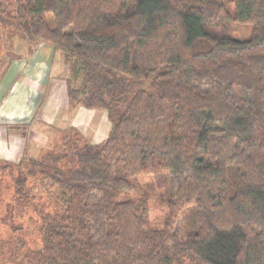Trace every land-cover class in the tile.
Instances as JSON below:
<instances>
[{"label": "trees", "instance_id": "obj_1", "mask_svg": "<svg viewBox=\"0 0 264 264\" xmlns=\"http://www.w3.org/2000/svg\"><path fill=\"white\" fill-rule=\"evenodd\" d=\"M229 21L250 36L214 33ZM7 37L62 50L69 106L111 127L0 160V264H264V0H0ZM141 177L160 229L124 198Z\"/></svg>", "mask_w": 264, "mask_h": 264}, {"label": "crops", "instance_id": "obj_2", "mask_svg": "<svg viewBox=\"0 0 264 264\" xmlns=\"http://www.w3.org/2000/svg\"><path fill=\"white\" fill-rule=\"evenodd\" d=\"M59 53L40 43L31 54L12 61L0 79V160L16 163L24 156L35 157L69 128L88 136L92 144L107 137L104 124L101 132L96 130L97 110L69 106V69Z\"/></svg>", "mask_w": 264, "mask_h": 264}, {"label": "rangeland", "instance_id": "obj_3", "mask_svg": "<svg viewBox=\"0 0 264 264\" xmlns=\"http://www.w3.org/2000/svg\"><path fill=\"white\" fill-rule=\"evenodd\" d=\"M214 33L219 35H226L235 39H246L250 36L251 33V26L250 25H238L232 21L226 22L221 24L219 27L215 28ZM26 43L21 39H16L12 37H7L5 43H3L0 49V60L3 58L9 59L6 54L7 53H14L16 55H21L26 51ZM56 51L61 52L59 54L62 55V58L65 61V55L62 50L57 49ZM59 57L57 58V60ZM136 88L145 87L146 84H136ZM99 112L98 119H97V128L96 130L101 132V126L104 124L107 127L108 134L110 130V123L107 120L106 113L103 110H97ZM104 118V120H103ZM93 124V123H92ZM91 126V124H90ZM91 130L94 131L93 125L91 126ZM92 131V132H93ZM52 136L53 133L50 132ZM91 135V133H88ZM61 134H59V137ZM85 136V135H84ZM58 137V138H59ZM106 137V136H105ZM88 141L90 140L87 136L86 138ZM103 140V139H102ZM101 140V141H102ZM90 142V141H89ZM92 142V141H91ZM53 139L49 141L48 146L52 147L54 145ZM46 147V146H45ZM137 189L135 192L128 196H124V198H130L133 200H138L141 196H145L148 202V209H149V223L152 228L160 229L163 227L164 221L167 217V207L166 204L162 201L160 193L161 191L156 187L153 180L150 177H141L137 181ZM191 215L189 212H186L182 217H180L173 229V232L178 236L182 237L186 231L189 229Z\"/></svg>", "mask_w": 264, "mask_h": 264}]
</instances>
